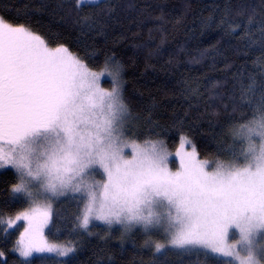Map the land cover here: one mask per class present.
I'll list each match as a JSON object with an SVG mask.
<instances>
[{
  "label": "snow or ice",
  "instance_id": "1",
  "mask_svg": "<svg viewBox=\"0 0 264 264\" xmlns=\"http://www.w3.org/2000/svg\"><path fill=\"white\" fill-rule=\"evenodd\" d=\"M120 73L111 58L103 71L92 72L63 45L50 47L0 18V169H14L18 182L11 191L36 205L7 221L8 228L27 221L16 250L23 257L67 255L72 249L49 245L42 230L51 221L49 202L79 193L71 199L84 205L77 220L86 230L92 220L126 230L163 228L174 249L205 248L231 257L227 264H260L264 245L257 246L255 237L264 232V93L253 119L233 128L246 150L209 170L193 148L172 171L163 142L159 150L149 141L151 147L133 143L132 152L124 153L128 112ZM104 75L115 85L111 91L98 86ZM253 91L249 85L241 101L250 104ZM231 229L239 232L233 244ZM155 247L160 252L164 245Z\"/></svg>",
  "mask_w": 264,
  "mask_h": 264
},
{
  "label": "trees",
  "instance_id": "2",
  "mask_svg": "<svg viewBox=\"0 0 264 264\" xmlns=\"http://www.w3.org/2000/svg\"><path fill=\"white\" fill-rule=\"evenodd\" d=\"M0 18L63 45L91 69L109 58L119 64L128 138L170 150L185 140L214 166L244 150L233 128L253 119L264 93V0H0ZM249 85L250 104L241 101ZM16 183L12 169L0 171V264H227L202 249L164 243L157 252L155 236L140 227L83 229L75 194L55 201L46 232L73 252L23 259L14 251L19 230L5 223L26 206L11 191Z\"/></svg>",
  "mask_w": 264,
  "mask_h": 264
},
{
  "label": "rangeland",
  "instance_id": "3",
  "mask_svg": "<svg viewBox=\"0 0 264 264\" xmlns=\"http://www.w3.org/2000/svg\"><path fill=\"white\" fill-rule=\"evenodd\" d=\"M79 3L80 0H77ZM99 0H95V2H98ZM16 27V26H14ZM26 29V28H25ZM27 30V29H26ZM29 31V30H28ZM31 32V31H30ZM33 33V32H32ZM36 35H39L37 33H34ZM40 36V35H39ZM43 38V37H42ZM55 48V47H53ZM83 62V61H82ZM84 64V63H83ZM87 67V66H86ZM90 71L92 72H96V73H100L101 71L104 70V67L101 68V69H91L89 67H87ZM120 79V84H119V88H120V94H121V78L119 77ZM98 86L99 88L101 89H104L105 91H111L112 88L115 86L111 80L110 77H108L107 75H104V76H100L99 77V80H98ZM122 98V96H121ZM123 100V99H122ZM124 103V101H123ZM125 104V103H124ZM127 120V118H126ZM125 126V124H124ZM124 126H123V129H122V132H123V135L121 136V139L128 145L127 147H125L123 150H124V153L125 154H130L132 152V144L135 143L136 145H139L141 148L143 147H151V145H145V141H149V142H152V143H155L156 146H157V149L159 150L160 148V143L159 142H162L161 140H143V141H137V140H132L130 138H128L125 133H124ZM163 148L167 151V153L169 154L168 156V159H169V164H168V167L170 170L172 171H176V170H179L180 168V162H181V157H184L187 153H191L192 150H193V147L191 145H189L185 140H182L179 145L174 149V150H170L164 143H163ZM248 148V144L247 142H244V150H246ZM196 152V151H195ZM179 154V155H178ZM196 159L197 160H200V161H208L209 164H208V168L209 170L213 169L216 167V165L214 166L213 164H211V162L207 159H202L200 158L197 153H196ZM224 164H227V163H224ZM6 168H10L12 169L11 167H6ZM6 168H2L0 169L1 170H4ZM14 172L15 170L12 169ZM16 174V172H15ZM17 176V175H16ZM97 180L101 179L100 176H97L96 177ZM17 182H18V179H17ZM89 183H91V181H89ZM70 194H73V193H69ZM76 196H79L80 197V194L79 193H75ZM21 197V196H20ZM62 197H65V196H61L59 198H55L53 200H51L49 203L51 204V213L53 212V208H54V203L55 201H57L58 199L62 198ZM22 199L25 200L26 202V206L24 209H22L21 211H18L16 213H14L13 215L11 216H8L6 219H5V223H6V226H7V221L9 219H14L18 214L22 213V212H25V211H29L31 208L35 207L36 205H34L28 198L26 197H21ZM38 204H43L44 201H38L37 202ZM84 206V205H83ZM160 211L162 212H166L167 209L166 208H163V209H160ZM51 222V221H50ZM50 222L47 224L46 227L43 228V238L44 240H46L48 242L49 245H52V246H55L56 249L58 250H64V249H68V248H71L72 250L69 251L67 253V255H59L58 254V251H53V252H33L32 255H30L29 257H23L20 255V252L18 250H16L18 248V241L21 239V234L24 232V229L28 226L27 225V221H17L16 222V226L12 227V228H8L7 229H15V228H18V238H17V241H16V244H15V247H14V251L23 259H28L34 255H54V256H57V257H60V258H65L67 256H69L72 252H73V246L70 245V244H66V243H62V242H58V241H54V240H51L46 232H47V229L49 228V225H50ZM95 222H101V223H104L102 221H98V220H92L90 222V224L92 223H95ZM89 224V225H90ZM113 225H116V226H119L121 227L122 229L126 230L125 227L123 225H120V224H113ZM89 227V226H88ZM135 227H140L142 229L143 226L142 225H135L131 228H135ZM129 228V229H131ZM84 229V228H83ZM127 229V230H129ZM146 232H150L151 235L157 239V242L156 244H161V245H164V243L167 244V246H170L171 247V244H170V239L168 237V235L165 233L164 229L163 228H150L148 231ZM239 239V232L238 230H235V229H231L230 230V235H229V239H228V243L229 244H233L235 243L236 240ZM255 242L257 244V246H260V245H264V232H261L259 234L256 235L255 237ZM155 244V245H156ZM239 245H237V249H239ZM190 249H202L210 254H213V255H217V256H221L223 258H225L228 261H230L232 258L231 257H225L219 253H214V252H211L209 249H205V248H190ZM190 249H187V250H190ZM180 250V249H179ZM181 250H185V249H181ZM241 255L243 256L244 253H241ZM257 259H259V257H257ZM236 264H238V261L236 262ZM260 264H264V259H261L260 260Z\"/></svg>",
  "mask_w": 264,
  "mask_h": 264
}]
</instances>
